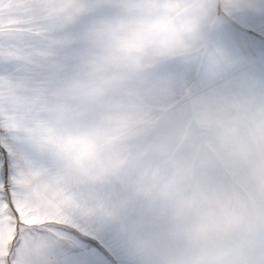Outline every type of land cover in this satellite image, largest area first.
<instances>
[{
  "label": "rangeland",
  "instance_id": "374dc122",
  "mask_svg": "<svg viewBox=\"0 0 264 264\" xmlns=\"http://www.w3.org/2000/svg\"><path fill=\"white\" fill-rule=\"evenodd\" d=\"M40 3L0 5V56L11 51L30 59L37 75L38 83L18 85L19 93L55 90L75 74L83 55L74 35L90 17L53 26ZM86 4L96 14L109 10L105 0ZM10 36L15 42L9 46ZM239 46L245 59L229 61L232 69L207 44L186 59L154 66L137 85L148 118L128 146L130 162L102 190L84 195L121 210L138 243L123 245L79 223L107 249L112 264H264V237L260 245L246 235L262 221L252 206L264 199V139L255 129L264 122V66H257L264 44ZM253 143L260 151L250 157L245 148Z\"/></svg>",
  "mask_w": 264,
  "mask_h": 264
},
{
  "label": "clouds",
  "instance_id": "9594fccd",
  "mask_svg": "<svg viewBox=\"0 0 264 264\" xmlns=\"http://www.w3.org/2000/svg\"><path fill=\"white\" fill-rule=\"evenodd\" d=\"M105 3L109 10L96 14L86 0H41L39 11L53 26L90 17L74 35L83 55L75 74L58 88L20 92L3 103L0 119L47 169L25 179L23 188L51 201L58 215L134 245L138 240L125 228L122 211L84 193L102 190L127 168L128 146L148 118L141 111L143 96L137 85L149 70L205 48L220 24L208 12L207 0ZM245 151L255 157L260 148L253 143Z\"/></svg>",
  "mask_w": 264,
  "mask_h": 264
},
{
  "label": "snow or ice",
  "instance_id": "6c2138e0",
  "mask_svg": "<svg viewBox=\"0 0 264 264\" xmlns=\"http://www.w3.org/2000/svg\"><path fill=\"white\" fill-rule=\"evenodd\" d=\"M257 19L264 21V12L251 22L255 24ZM243 35L260 38L252 31ZM9 42L10 46L15 37L10 36ZM36 83L30 59L11 51L0 56L3 103H10L19 93L18 85L31 88ZM46 171L10 124L0 119V264H112L95 236L76 221L58 215L52 202L38 192L22 187L34 173L44 175Z\"/></svg>",
  "mask_w": 264,
  "mask_h": 264
},
{
  "label": "crops",
  "instance_id": "0c3cea01",
  "mask_svg": "<svg viewBox=\"0 0 264 264\" xmlns=\"http://www.w3.org/2000/svg\"><path fill=\"white\" fill-rule=\"evenodd\" d=\"M207 9L211 15L218 18L220 24L219 29L209 38L208 44L213 45L211 50L216 59L226 61V70L234 68V64L230 65L229 61L235 60L240 63L241 60L245 59L244 51L239 45L244 43L264 44V21L257 19L255 24L251 22L253 17H257L261 12H264V0H207ZM248 31L256 32L260 38H244L243 34ZM261 58L258 57L257 59L260 60ZM235 66L237 67L236 64ZM257 66H264V57L263 60L258 62ZM262 103H260V107L263 105ZM260 113L264 114V109ZM259 123L264 122H258L255 129L258 132L260 131L258 133L259 138L264 139V128H260L262 125H259ZM252 211V215L258 214L262 221H258V223L256 221L257 228H252V232L250 231L246 235L256 236L254 240H257V243L261 245L260 238L264 237V199L261 204H258L256 200L253 201ZM247 229L250 230L249 227ZM242 239L243 237L240 241ZM255 242L253 241V244Z\"/></svg>",
  "mask_w": 264,
  "mask_h": 264
}]
</instances>
